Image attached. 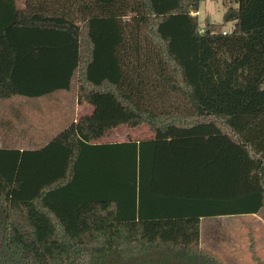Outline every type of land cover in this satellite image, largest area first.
<instances>
[{
  "label": "trees",
  "instance_id": "1",
  "mask_svg": "<svg viewBox=\"0 0 264 264\" xmlns=\"http://www.w3.org/2000/svg\"><path fill=\"white\" fill-rule=\"evenodd\" d=\"M202 1L0 0V98L78 74L95 106L0 147V264H224L186 238L264 206V0H229L226 33L200 27ZM120 123L155 136L93 142Z\"/></svg>",
  "mask_w": 264,
  "mask_h": 264
},
{
  "label": "rangeland",
  "instance_id": "2",
  "mask_svg": "<svg viewBox=\"0 0 264 264\" xmlns=\"http://www.w3.org/2000/svg\"><path fill=\"white\" fill-rule=\"evenodd\" d=\"M225 1L226 3L223 0L202 1L199 11L193 12L198 14L202 29L209 23L215 24V31L233 29L234 22L224 20L227 6L231 5L229 0ZM56 91L41 97L15 95L0 98V146L20 144L35 146L43 143L46 138L35 139L31 136L41 126H53L60 130L68 125L72 117L70 107L73 102L76 108L80 105L81 114L91 111L92 106L85 100V91L79 83L78 74L69 91ZM61 101L68 103L62 104ZM24 131L27 139L20 138L24 137L22 135ZM112 131L108 130L100 139H113ZM140 131L144 132L139 134V137L146 138L145 130L140 128L138 132ZM262 220L254 215L201 218L196 222L200 229L190 232L186 240L198 241L200 246L218 254L224 264H255L253 249L264 262V211ZM128 231L136 234V228L132 225L128 226ZM106 235L108 234L105 231L95 233L91 244L104 246ZM112 239L114 240V235ZM137 239L138 236L132 240Z\"/></svg>",
  "mask_w": 264,
  "mask_h": 264
},
{
  "label": "crops",
  "instance_id": "3",
  "mask_svg": "<svg viewBox=\"0 0 264 264\" xmlns=\"http://www.w3.org/2000/svg\"><path fill=\"white\" fill-rule=\"evenodd\" d=\"M15 1H16L18 8H23L25 6L26 0H15ZM224 31H228V30H224ZM62 90H65V89H61L58 91H62ZM69 90H66V91H69ZM55 92H57V91H55ZM77 94H78V92H77ZM77 99H79V98L77 97ZM85 100L88 102V104L90 106H92L91 111H89L88 113H85V114H81L80 105H79V107L77 106V108H76L74 105V102H73V104L71 103L72 105L70 108H71V112H72V117H71L69 123L70 122L79 123L83 117H85L87 115H92L94 113V111H95L94 104L89 102L87 99H85ZM61 103L66 104L68 102L67 101L66 102L61 101ZM140 128L145 130V133L147 134L146 138L145 137H139L140 136L139 134L144 132V131L138 132V130ZM110 129L114 131V132L112 131L114 138L113 139H107V140H104V139L101 140L100 138L103 137L105 135V133ZM60 130H59V128L58 129L53 128V126H41L40 129L36 130L34 135L31 137L35 138V139H37L39 137L46 138V140L43 143L35 145V146H30L27 144L26 145L20 144V145H4V146H0V147H15V148H20V149L40 148L44 144H46L51 138H53ZM25 131L22 133V135H24V137L21 136L20 137L21 139H27L26 135H25ZM154 136H155L154 132L149 128V126L146 123H140L137 125H131L129 123H120L116 126L108 128L99 138L94 139L93 142H117V141H127V140L140 141V140H144V139H152V138H154ZM106 137H108V135ZM263 211H264V206L257 213H246V214H242V215H254L260 221H263L262 220L263 219ZM221 216H229V215H221ZM215 217H220V216H215ZM201 218H208V217H201Z\"/></svg>",
  "mask_w": 264,
  "mask_h": 264
},
{
  "label": "built area",
  "instance_id": "4",
  "mask_svg": "<svg viewBox=\"0 0 264 264\" xmlns=\"http://www.w3.org/2000/svg\"><path fill=\"white\" fill-rule=\"evenodd\" d=\"M224 33H226L227 31H223Z\"/></svg>",
  "mask_w": 264,
  "mask_h": 264
}]
</instances>
